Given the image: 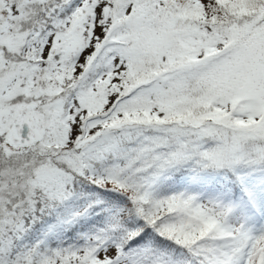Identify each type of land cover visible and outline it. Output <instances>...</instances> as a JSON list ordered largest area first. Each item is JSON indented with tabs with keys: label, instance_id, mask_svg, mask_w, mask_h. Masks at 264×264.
Instances as JSON below:
<instances>
[{
	"label": "snow or ice",
	"instance_id": "1",
	"mask_svg": "<svg viewBox=\"0 0 264 264\" xmlns=\"http://www.w3.org/2000/svg\"><path fill=\"white\" fill-rule=\"evenodd\" d=\"M0 264H264V0H0Z\"/></svg>",
	"mask_w": 264,
	"mask_h": 264
}]
</instances>
